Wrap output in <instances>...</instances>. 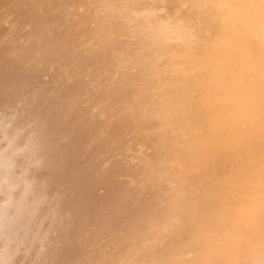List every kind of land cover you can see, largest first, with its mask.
Returning <instances> with one entry per match:
<instances>
[{"label":"bare ground","instance_id":"bare-ground-1","mask_svg":"<svg viewBox=\"0 0 264 264\" xmlns=\"http://www.w3.org/2000/svg\"><path fill=\"white\" fill-rule=\"evenodd\" d=\"M8 260L264 264V0H0Z\"/></svg>","mask_w":264,"mask_h":264},{"label":"clouds","instance_id":"clouds-1","mask_svg":"<svg viewBox=\"0 0 264 264\" xmlns=\"http://www.w3.org/2000/svg\"><path fill=\"white\" fill-rule=\"evenodd\" d=\"M35 211L32 210V217L34 219ZM24 231L22 236H18L16 239H6L4 243L3 251L5 254L10 253L11 258L14 259L21 255L27 257L33 248L39 245V253H43L46 250L48 243L47 234H41L38 231ZM4 264H11V260L5 261Z\"/></svg>","mask_w":264,"mask_h":264}]
</instances>
